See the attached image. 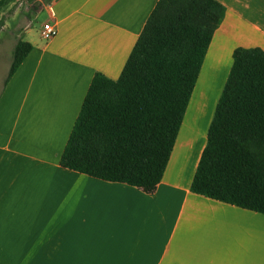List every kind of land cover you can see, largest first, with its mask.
Returning <instances> with one entry per match:
<instances>
[{"label":"crops","instance_id":"1","mask_svg":"<svg viewBox=\"0 0 264 264\" xmlns=\"http://www.w3.org/2000/svg\"><path fill=\"white\" fill-rule=\"evenodd\" d=\"M159 1L55 0L8 82L31 29L20 9L0 18V264H264V215L191 191L237 51H264V0H217L224 14L154 192L61 165L95 75L120 78ZM49 20L58 34L45 40Z\"/></svg>","mask_w":264,"mask_h":264},{"label":"trees","instance_id":"2","mask_svg":"<svg viewBox=\"0 0 264 264\" xmlns=\"http://www.w3.org/2000/svg\"><path fill=\"white\" fill-rule=\"evenodd\" d=\"M12 0H0V9ZM217 0H160L118 80L97 73L64 168L152 193L161 183L215 32ZM33 50L20 40L7 82ZM191 191L264 215V51L240 48Z\"/></svg>","mask_w":264,"mask_h":264},{"label":"rangeland","instance_id":"3","mask_svg":"<svg viewBox=\"0 0 264 264\" xmlns=\"http://www.w3.org/2000/svg\"><path fill=\"white\" fill-rule=\"evenodd\" d=\"M54 1L55 0H12L3 8L4 11L2 13L0 11V18L4 16L2 18L3 21H5V19H10L13 11L20 9L22 13L21 17H28V24L31 29L30 32L23 31L20 38H23L26 42H29L30 40L35 41L36 38L39 37L40 22L43 21V19H46L45 13L41 14V16L39 15V18H37V16L45 9H49Z\"/></svg>","mask_w":264,"mask_h":264},{"label":"built area","instance_id":"4","mask_svg":"<svg viewBox=\"0 0 264 264\" xmlns=\"http://www.w3.org/2000/svg\"><path fill=\"white\" fill-rule=\"evenodd\" d=\"M52 16H55V13L52 12ZM42 37L45 40H51L58 34L57 25L51 20L43 24Z\"/></svg>","mask_w":264,"mask_h":264}]
</instances>
